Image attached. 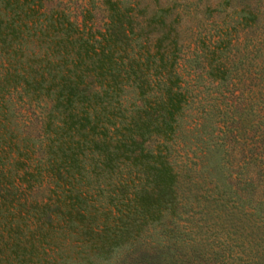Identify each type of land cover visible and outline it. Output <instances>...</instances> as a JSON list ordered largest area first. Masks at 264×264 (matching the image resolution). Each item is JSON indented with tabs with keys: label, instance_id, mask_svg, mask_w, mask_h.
I'll use <instances>...</instances> for the list:
<instances>
[{
	"label": "trees",
	"instance_id": "1",
	"mask_svg": "<svg viewBox=\"0 0 264 264\" xmlns=\"http://www.w3.org/2000/svg\"><path fill=\"white\" fill-rule=\"evenodd\" d=\"M66 1L0 0V264H264V0Z\"/></svg>",
	"mask_w": 264,
	"mask_h": 264
},
{
	"label": "rangeland",
	"instance_id": "2",
	"mask_svg": "<svg viewBox=\"0 0 264 264\" xmlns=\"http://www.w3.org/2000/svg\"><path fill=\"white\" fill-rule=\"evenodd\" d=\"M60 1L63 3L67 2L66 0H60ZM75 1H77L78 3H81V0H75ZM54 3H57V1H53V4ZM98 19H99V16L97 15L96 18L94 19V22L96 23V25L99 24ZM86 23H87V25H89V23H91V22L86 21ZM64 246L65 247H63V246L62 247H54V248L52 247L51 255H49V257L53 260V261H51V264H76V263L83 264V263L75 260V256H76L75 251H79V252L83 251L79 247V245L76 246V250H74L73 248L68 247L66 245H64ZM6 254H7V251L5 250L4 255H6ZM61 254H63V256H60ZM85 264H94V263H85Z\"/></svg>",
	"mask_w": 264,
	"mask_h": 264
}]
</instances>
